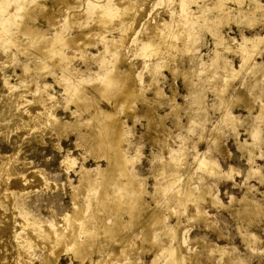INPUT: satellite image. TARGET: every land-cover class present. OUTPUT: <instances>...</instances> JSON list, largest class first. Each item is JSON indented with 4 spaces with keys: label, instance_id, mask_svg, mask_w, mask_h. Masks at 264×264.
I'll return each instance as SVG.
<instances>
[{
    "label": "rangeland",
    "instance_id": "374dc122",
    "mask_svg": "<svg viewBox=\"0 0 264 264\" xmlns=\"http://www.w3.org/2000/svg\"><path fill=\"white\" fill-rule=\"evenodd\" d=\"M59 1L56 3L55 0H0V4L5 6L3 13L7 16L10 14L9 17L3 18V21V14L0 12V30H4V32L0 33V222L1 220L2 223L3 221L5 222L3 223L4 226L0 223V231L1 234L3 233L2 235L0 234V264H101L102 262V264H152L153 260H155L154 264H263L264 0H124L127 5L124 1L120 0L121 3H125H122V6H124L123 10L127 7L125 10H128V12L125 13L128 15L125 14L127 17L124 16L123 22L118 23V21H114L106 25L107 29L105 27L93 26L95 25L93 24L95 23V19H93L95 17L92 16L94 14L92 11L93 0ZM116 1L99 0V3L101 2L100 6H110L113 9H118V5H115ZM120 2L116 4H120L121 6ZM39 3L45 4L50 9L48 14L50 15L51 13V16H55L54 20H50V22L46 21L44 12L41 11L39 6H36ZM66 3L71 4V9L67 8ZM256 7H259V9ZM246 10L250 11L247 12ZM27 25L44 31V34L49 37L54 36L55 33H61L65 36L75 35L80 30L89 28L90 25H92L95 34L82 37L83 43L81 41L79 44L71 47L62 44L59 45L60 47L50 46L48 49H41L40 39L34 38L29 41L30 43L27 42L28 37L25 32ZM119 25H130L127 31L128 34L123 35L124 40H122L120 45L115 46L116 49L113 48L111 52L106 53L103 45L100 43V39L106 38L111 40L120 37L122 33L119 30L113 29ZM154 25L156 28H154ZM147 26H150V29ZM130 29H132L131 32ZM148 29L151 31V35H154L153 37L150 35ZM154 29L157 30L154 31ZM145 31L148 33L145 34ZM153 32H156L158 35ZM159 34L161 35L159 36ZM256 36L263 38L259 42V51L250 50L252 49L249 48L251 45L242 39V37L256 38ZM150 37L153 38V41L155 40L154 37H156V41H154L156 43L151 45L152 47H146L143 43L147 42V39ZM241 39L242 42L246 43L247 48L243 47L245 50L242 47L240 48L242 46ZM33 45H39L40 47L38 48ZM238 47L242 51H239ZM237 50L242 54L237 53ZM243 50L252 54L256 52L257 54L255 53L251 56L250 53L251 60L248 58L244 63V61L242 62V55L244 54L245 56ZM246 56H249V53ZM99 58L104 61L105 66H101ZM225 60L228 61V63L226 62L227 64L224 62ZM256 66H258V69ZM225 67L227 68L225 69ZM115 70L122 71L128 77L130 75L129 78H131L130 81L133 91L135 89V94L131 95V97L128 96L127 101V98L123 100L119 95H115L116 93L113 94L110 88L106 90L104 97L103 90L97 89L99 92H96L97 87L93 86V84L101 85L102 82L105 83L108 73ZM227 70H230V72L225 73ZM234 72L236 76L233 74ZM225 74L226 76L230 74L227 76L228 79ZM225 78L226 80H223ZM78 88L80 90L82 88L83 93L90 97V100H92L90 105L93 107L89 105H85L87 106L85 107V103L80 102L81 105L72 101ZM217 88L221 91L220 93L216 90ZM108 91L109 94H107ZM107 95H110L109 98ZM39 96L42 97L40 98ZM43 106L45 107L43 108ZM32 108L35 110L33 111ZM102 111L112 112L113 115H116L114 117L116 120H119L117 121L119 132L123 128L120 133H122L121 137L124 138V141L120 137V142L122 141L120 145L122 147L119 145L120 142L117 144V147L121 150L122 156L126 157L123 158L127 162L121 167L115 165L114 161L109 163L106 161V157L109 154L112 156L115 153L113 147V151L111 149V146L115 142L112 141V143L110 142L111 140H107L108 145L105 143L107 141H104V138H102V134L101 136L99 135L100 132H104L98 127V122L100 124L103 120ZM32 114H35V116ZM95 124L97 126H95L94 130L93 126ZM97 127L100 131L96 132ZM250 129L258 131V137H255V140L253 131L250 133ZM90 130H92V133ZM259 138L260 141L258 142ZM96 139L98 140L96 141ZM99 141H104L101 147L99 144L101 142ZM251 141L253 142L251 143ZM241 144L243 148H239ZM250 144L255 145L250 146ZM104 145L108 148L110 147L109 150L111 149V152L108 150L109 152L107 151L106 153L107 148ZM248 146L250 147L247 148ZM94 148L95 150H93ZM103 149L106 156L102 152ZM106 166L107 169L105 170ZM108 166L111 167L109 168ZM113 166L116 167L114 168ZM171 166L172 168L170 169ZM206 166L207 169H204ZM79 168L82 170L79 171ZM111 168L114 170V173H112L113 170ZM158 168L159 170H165L164 168H166L167 171L165 170L160 173ZM173 168L178 170L174 172ZM248 168L252 176L249 175ZM83 169L84 172H87V169H92V172L90 171L89 173L88 171V174L82 173ZM229 169H232L231 173ZM33 170L34 173L32 172ZM80 172L83 175L79 174ZM96 172L101 174H97L101 179L97 178ZM124 172L126 176L128 175L127 177H124ZM39 174L43 176L41 177ZM108 174H116L113 175L115 179L112 175L109 176ZM175 174L178 175L175 176ZM156 175L157 177L155 178L159 179L154 178ZM82 176H86V178L81 181ZM173 176L176 177L175 180H173ZM103 178H110L111 181L106 179L108 183ZM40 179H43V182ZM88 179L91 181L89 182ZM93 179H97L101 183L106 182L104 183L105 186H108L106 188L110 189L104 187L105 189L102 188V190L101 187L104 185L101 186V184ZM125 179H128L131 184ZM84 180L88 181V185ZM115 180L118 182H115ZM91 182L92 184H90ZM111 182H115L113 183L115 186L110 184ZM125 182L128 184L126 185ZM94 183L97 184L95 188ZM12 185L15 190L18 189L16 190L17 192L13 189ZM99 185L100 187H98ZM129 185L132 186L129 187ZM8 186L11 187L8 188ZM74 186H76V189ZM78 186L80 188L84 186L86 189L84 187L83 189L86 192H81L80 195V188ZM111 186L114 188L112 189ZM124 186L128 188L120 189L124 188ZM89 188L91 192L87 191ZM92 188L98 189H93V191ZM99 188L104 192L103 195ZM137 188L142 191H137ZM4 189L7 190L4 192ZM83 189L81 188L80 191H84ZM13 190L16 195L12 193ZM7 191H10L12 197L9 196V192ZM97 191L101 192L100 196L102 200L99 197L101 201L97 198L99 194H96L98 196L94 194ZM136 193L139 194L137 196L141 200H138L139 202L136 203L138 205V208H136L138 212H133L131 208L130 212L132 214L130 212L126 213L125 210L129 209L131 200ZM108 195H111L110 200L119 198L116 199L119 203L112 202L115 200L110 201ZM96 198L98 199L96 205H98L94 207L96 201L94 199ZM233 199L235 202L230 201ZM108 200L110 201V205L113 203L112 207L108 205ZM98 201L105 204H101ZM89 202L93 208L87 206ZM179 202L182 203L180 204ZM83 204H85V208H82L84 207ZM115 204L120 206H115ZM124 204L128 205V207ZM103 205L104 207L101 208L100 206ZM107 205L109 209L115 207L119 211L117 212L115 209L111 211L110 209L111 213L105 207ZM78 206L82 208L84 214ZM97 207L99 209H96ZM199 208L200 212H198ZM90 209L93 210L91 211ZM139 209H142L144 212L142 211V213ZM253 210H255L256 214ZM16 211L17 213H15ZM70 211L75 214L71 216ZM103 212L105 215L107 213V215L102 214ZM124 212L127 215H124ZM139 213L140 215H138ZM252 213L254 214L251 215ZM247 214L250 217L252 216L251 219ZM128 215L131 218L127 217ZM134 215L139 216V218L136 216L138 220L135 219L136 217H133ZM18 216L23 217L20 218ZM96 216L100 220L105 221L101 222L96 218L95 222H88L89 219L92 220V217L95 219ZM80 217L81 219H79ZM151 217L153 219H150ZM65 218H68V225H65ZM128 218H133L132 220L135 224ZM25 219L28 225L22 223ZM62 219L65 221L63 222ZM75 219L78 220L75 222ZM70 220L74 221L77 225H74V222L71 223ZM151 220H157L158 222L152 221V223ZM248 220L250 221L247 222ZM119 221L120 223H118ZM124 222L127 227L125 224H121ZM145 222L147 223L145 224ZM156 222L157 225H155ZM94 223L97 224L95 225ZM115 223L116 225H114ZM29 224L32 226L30 227ZM52 224L55 225L52 226ZM108 224L109 228L107 231ZM117 224L124 226L123 229ZM23 225L29 227H22V229L21 226ZM63 225L67 226L68 230ZM103 225H106L104 226L105 229ZM80 226L82 227L80 228ZM83 226L86 228L85 234L81 232L84 231L82 230L84 229ZM113 226L115 229L111 228ZM48 227L51 228L49 229L51 231L48 230ZM57 227H61L59 228L60 230H57ZM91 227L92 229H90ZM151 227L152 229H150ZM28 228H31L33 231L35 230L34 233H37V237ZM71 228L76 232L73 233L70 230ZM78 228L81 230L80 232L77 231L79 230ZM87 228L90 229V234ZM5 229L8 231H5ZM42 231H46V234L42 233ZM66 231L67 233L65 234ZM167 231L168 235H171L168 236ZM55 232L60 233L58 235ZM62 232L67 237V241H65L66 237ZM118 232L120 236H118ZM50 233L52 234L50 235ZM53 233L57 239L56 237H51ZM87 233L89 235L85 236ZM109 233L113 236L109 235ZM72 235L75 236L73 237ZM174 235L175 237L173 238ZM69 236L70 238H68ZM87 237H90L88 238L90 240L92 239L91 241L89 240L91 243ZM243 237L248 242L252 238L255 240L252 239L254 242H250L252 244L250 245L246 240H243ZM60 238L65 244L59 240ZM78 239L80 240L78 243L83 240L81 242L83 245L76 243L75 240ZM145 239L146 242H144ZM150 240L153 246L150 244ZM257 241L258 243L256 244ZM57 242L58 246L56 245ZM92 242H95V245ZM76 245H78L79 249L82 246L84 250H81L87 251V253L76 249ZM175 245L176 247L174 248ZM73 246L76 247L74 248ZM88 246L93 248H90V251H88ZM65 247L71 248L72 251L68 248V251L63 250ZM53 248L55 249L52 250ZM58 248H61V250ZM177 248H180V250ZM48 249H51V254H49ZM77 250L80 256L83 257V261L74 258L73 253ZM172 250L175 252H172ZM166 251L174 256L166 254ZM56 252L58 253L56 254ZM90 253L92 254L89 255ZM83 254H87L89 258H86L85 256L87 255L84 256ZM175 258L178 259L176 260Z\"/></svg>",
    "mask_w": 264,
    "mask_h": 264
},
{
    "label": "bare ground",
    "instance_id": "6f19581e",
    "mask_svg": "<svg viewBox=\"0 0 264 264\" xmlns=\"http://www.w3.org/2000/svg\"><path fill=\"white\" fill-rule=\"evenodd\" d=\"M52 1H53V0H52ZM55 1H56V3H58L59 0H55ZM60 1H61V0H60ZM60 1H59V2H60ZM63 1H64V0H63ZM100 1H101V0H100ZM122 1H124V0H122ZM144 1H145V0H144ZM7 2H8V1H7ZM119 2H120V0H117V1H116V3H119ZM124 2L126 3V1H124ZM139 2H140V1H139ZM52 3H53V2H52ZM116 3H115V5H116V6L118 5V9H113V8H111L110 6H108V7H106V6H105V7H104V6H100L101 2L99 3V0H93V3H92V5H93V6H92V7H93V10H92V11H93L94 14H93L92 16L95 17V18H93V19H95V20H94L95 23H93V24H95V25H93V24H92V25H93L94 27H96V26H100V27L102 28V27H105L106 25H109L111 22H114V21H118V23H119V22H123L122 20H124V16L128 15V14H126V13L128 12V10H125V9H127V7H125V9H124L125 11H124V10H123L124 6H122V5L125 4V3L122 2V3H123V4H122V3L120 2V3H121V6H120V4H116ZM134 3H135V2H134ZM136 3H137V2H136ZM143 3H144V2H143ZM65 5L67 6L68 9H71V7H72L70 3H66ZM110 5H111V4H110ZM126 5H127V3H126ZM140 5H141V4H140ZM259 5H260V4H259ZM26 6H27V5H26ZM36 6H39V8L41 9V11L44 12V16H45V18H46V21H49V22H50V20L52 21V20L55 19V16H54V17L51 16V15H52L51 13H50V15L48 14V11L50 12V9H49L45 4H43V3H39V5L36 4ZM133 6H135V5H133ZM255 6H256V4H255ZM257 6H258V5H257ZM260 6H261V5H260ZM23 7H24V6H23ZM33 7H34V6H33ZM141 7H142V6H141ZM4 8H5V6L2 5V4H0V12L3 14V16H2V20H3V18H7V17H9V15H10V14H9V15L7 16L6 14L3 13ZM34 8H35V7H34ZM34 8H33V9H34ZM139 8H140V7H139ZM251 8H252V9H255L254 7H251ZM256 8L259 9V7H256ZM22 9H23V8H22ZM33 9H32V10H33ZM48 9H49V10H48ZM258 9H257V10H258ZM261 9H262V7H261ZM133 10H134V9H133ZM136 10H137V9H136ZM136 10H135V11H136ZM262 10H263V9H262ZM137 11H138V10H137ZM246 11H247V10H246ZM249 11H250V10H249ZM249 11H247V12H249ZM253 11H254V10H253ZM125 12H126V13H125ZM130 12H131V11H130ZM132 12H133V11H132ZM241 12H242V10H241ZM247 12H246V13H247ZM37 13H38V12H37ZM242 13H244V11H243ZM246 13H245V14H246ZM250 13H251V12H250ZM35 14H36V13H35ZM40 14H41V13H40ZM42 14H43V13H42ZM125 14H126V15H125ZM137 14H138V13H137ZM146 14H147V13H146ZM27 15H28V14H27ZM31 15H32V14H31ZM130 15H131V14H130ZM242 15H243V14H242ZM246 15H247V14H246ZM29 16H30V15H29ZM32 16H34V15H32ZM39 16H40V15H39ZM42 16H43V15H42ZM132 16H133V15H132ZM136 16H137V15H136ZM136 16H135V17H136ZM35 17H37V16H35ZM35 17H34V18H35ZM126 17H127V16H126ZM138 17H139V16H138ZM131 18H132V17H131ZM128 19H129V18H128ZM14 20H15V19H14ZM125 20H126V19H125ZM3 21H4V20H3ZM128 21H129V20H128ZM128 21H126V22L128 23ZM134 21H135V18H134ZM131 22H133V21H131ZM115 23H117V22H115ZM165 23H166V22H165ZM45 24H46V23H45ZM88 24H90V23H88ZM124 24H126V23H124ZM92 25H90L89 28L84 29V30H80L77 34H75V35H71V36H65V35H63V34H61V33H55L54 36H50V37H49V36H46V35L44 34V31H42V30H37V29L34 28L33 26L31 27L30 25H29V26L27 25V27L25 28V32H26L27 37H28V41H27V42H29L30 40H32V39H34V38H35V39H40V46H41V47H40L39 45H38V46H37V45H33V46L38 47V48L40 47L41 49H43V48H44V49H48L50 46H55V47L57 46V47H58L59 45H62V44H63V45H66V46L68 45V46L71 47V46H74L75 44H76V45L79 44V42L82 41V37H88V36H91V35L95 34ZM147 27H148V26H147ZM149 27H150V26H149ZM149 27H148V28H149ZM151 27H152V26H151ZM160 27H161V26H160ZM160 27H158V28H160ZM177 27H178V25H177ZM177 27H176V28H177ZM23 28H24V27H23ZM23 28H21V29H23ZM105 28H106V27H105ZM129 28H130V25H129V26H128V25H122V26L119 25L118 27L113 28V29H116L117 31L119 30V32L122 33V35H121L120 37L115 38V39H111V40H110V39H106V38H101V39H100V43L103 45V47H104V51H105L106 53H107V52L109 53V51L111 52V50H112L113 48H115V46L120 45V44L122 43V40H124V39H123V38H124L123 35H125V34L127 33V31L129 30ZM154 28H156L155 25H154ZM99 29H100V28H99ZM106 29H107V28H106ZM111 29H112V28H111ZM145 29H146V28H145ZM149 29H150V28H149ZM149 29H148V30H149ZM160 29H161V28H160ZM100 30H101V29H100ZM131 30H132V29H130V32H131ZM152 30H153V29H152ZM156 30H157V29H156ZM156 30L154 29V31H156ZM166 30H167V29H166ZM158 31H159V30H158ZM2 32H4L3 29L0 30V33H2ZM150 32H151V31L149 30V33H150ZM146 33H148V32L145 31V34H146ZM153 33H156V32H153ZM162 33H163V32H162ZM127 34H128V33H127ZM156 34H157V33H156ZM97 35H98V33H97ZM148 35H149V34H148ZM150 35H151V33H150ZM157 35H158V34H157ZM157 35H156V36H157ZM160 35H161V34H159V36H160ZM128 36H129V35H128ZM151 36H152V35H151ZM153 36H154V35H153ZM153 36H152V37H153ZM126 37H127V35H126ZM152 37L148 38V39H147V42L143 43L146 47H149V46H151V45H154V43H156V42H154V41H156V37H154V38H155L154 41L152 40V39H153ZM172 37H173V36H172ZM217 37H219V36L217 35ZM254 37H255V36H254ZM146 38H147V37H146ZM181 38H182V37H181ZM219 39H220V38H219ZM242 39L244 40V42H246L247 44H250V45H251V46L249 45V46H250L249 48H252V49H250V50H258V51H259V44H260L259 42H260L263 38H262V37H257V36H256V38L242 37ZM242 39H241V42H242ZM83 40H84V39H83ZM167 40H168V39H167ZM84 41H85V40H84ZM37 42H38V41H37ZM123 42H124V41H123ZM241 42H240V43H241ZM244 42H242V46L239 45L240 48L242 47V49H244L243 47H246V45H245L246 43H244ZM248 42H249V43H248ZM29 43H30V42H29ZM81 43H83V41H82ZM81 43H80V44H81ZM166 43H167V42H166ZM240 43H239V44H240ZM243 44H244V45H243ZM169 45H170V44H169ZM59 47H60V46H59ZM151 47H152V46H151ZM38 48H37V49H38ZM238 48H239V47H238ZM240 48H239V49H240ZM246 48H247V47H246ZM115 49H116V48H115ZM155 49H156V48H155ZM157 49H158V48H157ZM239 49H238V50H239ZM242 49H240L239 51H242ZM2 50H3V49H2ZM35 50H36V49H35ZM39 50H40V49H39ZM153 50H154V49H153ZM238 50H237V51H238ZM244 50H245V49H244ZM244 50H243V52H245V56H244V54L242 55V59H243L242 62L244 61V63H245V60H247L248 58L251 60L252 57L250 58V53H251V52H247V51H244ZM248 50H249V49H248ZM113 51H114V50H113ZM239 51H238L237 53H239ZM246 52H247V53H246ZM248 53H249V56H246V54L248 55ZM255 53H256V52H255ZM255 53H253V54L251 53V56H253ZM239 54H242V53H239ZM256 54H257V53H256ZM64 55H65V54H64ZM69 55H70V53H69ZM114 55H115V54H114ZM70 56H71V55H70ZM12 57H13V56H12ZM101 57H102V56H101ZM118 58H119V57H118ZM2 59H3V58H2ZM115 59H116V58H115ZM120 59H121V58H120ZM254 59H255V58H254ZM222 60H223V59H222ZM250 60H249V61H250ZM5 61H6V60H5ZM99 61H100L101 66H103V65H104V61L101 60V58H99ZM11 62H12V61H11ZM224 62H225V63H226V62L228 63V61H226V60H225ZM246 62H247V61H246ZM3 63H4V62H3ZM225 63H223V64L225 65ZM227 63H226V64H227ZM244 63H243V64H244ZM255 64H256V63H255ZM258 64H259V63H258ZM261 64H262V63H261ZM261 64H260V65H261ZM224 65H223V68H224ZM256 65H257V64H256ZM35 66H36V65H35ZM104 66H105V65H104ZM226 66H229V65H226ZM240 66H242V65H240ZM221 67H222V66H221ZM257 67H258V66H256V68H257ZM261 67H262V66H261ZM29 68H30V67H29ZM37 68H38V67H37ZM226 68H227V67H225V69H226ZM262 68H263V67H262ZM22 69H23V68H22ZM241 69H242V67H241ZM257 69H258V68H257ZM259 69H260V68H259ZM230 70H231V69H230ZM230 70H227L225 73L230 72ZM223 71H224V70H223ZM231 71H232V70H231ZM233 71H234V70H233ZM237 71H238V70H237ZM236 73L238 74V72H236ZM1 74H2V73H1ZM131 74H132V73H131ZM233 74H235V72H234ZM229 75H230V74H228L227 76H229ZM231 75H232V74H231ZM212 76H213V75H212ZM225 76H226V74H225ZM227 76H226V78L228 79ZM232 76H233V75H232ZM235 76H236V74H235ZM129 77H130V75H129ZM129 77L127 76V74L125 75V73H123L122 71H120V70H115V71H112V72H109V73H108V77H107V80H106L105 83L102 82L103 84L101 83V85H100V84H99V85H98V84H97V85L93 84V86H94V87H97V88H96V92L98 91L97 89H99V90H103V92H104V93H103V96H104V94L106 93V90H108V89L110 88V90L112 89L113 94L116 93L115 95H119L123 100H125L128 96L131 97V95L135 94V92H134L135 89H134V91H133V87H132V84H131V81H130L131 78H129ZM210 77H211V76H210ZM226 78L223 79V80H226ZM21 79L23 80L22 77H21ZM24 81H25V80H24ZM96 83H97V82H96ZM99 83H100V81H99ZM132 83H133V81H132ZM226 83H227V82H226ZM42 84H43V83H42ZM42 84H41V85H42ZM133 84H134V83H133ZM41 85H40V86H41ZM219 85H220V84H219ZM12 86H13V85H12ZM40 86H39V87H40ZM43 86H44V85H43ZM45 86H46V85H45ZM9 87H10V86H9ZM35 87H37V86H35ZM82 87H83V86H82ZM216 87H218V85H216ZM216 87H215V88H216ZM221 87H222V86H221ZM13 88H14V87H13ZM15 88H16V87H15ZM44 89H45V88H44ZM11 90H13V89H11ZM38 90H39V89H38ZM94 90H95V89H94ZM110 90H109V91H110ZM216 90H218V88H217ZM221 90H222V89H221ZM41 91H42V89H41ZM43 91H44V90H43ZM84 91H85V90H84ZM109 91H108L107 94H109ZM98 92H99V91H98ZM110 92H111V91H110ZM137 92H138V91H137ZM220 92H221V91L218 90V93H220ZM35 93H36V92H35ZM36 94H37V93H36ZM43 94H44V93H43ZM45 94H46V93H45ZM46 95H47V94H46ZM105 95H106V94H105ZM110 95H112V94H110ZM110 95H107L108 98H109ZM36 96H37V95H36ZM49 96H50V95H49ZM101 96H102V95H101ZM107 96H106V97H107ZM119 96H117V97H119ZM244 96H245V95H244ZM39 97H40V96H39ZM41 97H42V96H41ZM41 97H40V98H41ZM46 97H47V96H46ZM99 97H100V96H99ZM104 97H105V96H104ZM241 97H242V96H241ZM249 97H250V96H249ZM43 98H44V97H43ZM102 98H103V97H102ZM113 98H114V97H113ZM132 98H133V96H132ZM132 98H131V99H132ZM44 99H45V98H44ZM44 99H43V100H44ZM50 100H52V99L50 98ZM127 100H128V98L126 99V101H127ZM35 101H36V100H35ZM38 101H39V100H38ZM54 101H55V100H54ZM72 101H73L74 103H75V102H76V103H80V102H81V103H85L84 106H85V105L92 106V105H90V102H91L92 100H90V97H88L87 95H85V94L83 93L82 88H81V90H80L79 88L76 89V95H75V98H73ZM72 101H71V102H72ZM121 101H122V100H121ZM18 102H19V101H18ZM44 102H46V101H44ZM50 102H51V101H50ZM56 102H57V101H56ZM122 102H123V101H122ZM37 103H38V102H37ZM47 103H48V102H47ZM47 103H45V104H47ZM69 103H70V102H69ZM81 103H80V104H81ZM2 104H3V103H2ZM20 104H21V103H20ZM33 104H34V103H33ZM43 104H44V103H43ZM49 104H50V103H49ZM80 104H79V105H80ZM3 105H4V104H3ZM55 105H57V104H55ZM76 105H78V104H76ZM81 105H82V104H81ZM93 105H95V104H93ZM248 105H249V104H248ZM19 106H20V105H19ZM48 106H49V105H48ZM57 106H58V105H57ZM72 106H73V105H72ZM84 106H83V107H84ZM111 106H112V105H111ZM44 107H45V106H43V108H44ZM46 107H47V106H46ZM49 107H51V106H49ZM81 107H82V106H81ZM85 107H87V106H85ZM92 107H93V106H92ZM20 108H21V107H20ZM38 108H39V107H38ZM75 108H76V107H75ZM32 109H33V108H32ZM54 109H55V108H54ZM85 109H86V108H85ZM34 110H35V109H33V111H34ZM36 110H37V109H36ZM39 110H40V109H39ZM49 110H50V109H49ZM79 110H80V109H79ZM225 110H227V109H225ZM261 110H262V109H261ZM27 111H28V110H27ZM31 111H32V110H31ZM48 112H49V111H48ZM102 112H103V111H102ZM226 112H227V111H226ZM228 112H229V111H228ZM259 112H260V111H259ZM262 112H263V110H262ZM34 113H35V112H34ZM263 113H264V112H263ZM35 114H36V113H35ZM35 114H34V115L32 114V115L35 116ZM39 114H40V112H39ZM41 114H42V113H41ZM51 114H52V113H51ZM95 114H96V113H95ZM260 114H261V113H260ZM45 115H46V114H45ZM102 115H103V120L101 119L102 121L100 122V124H99V122H98V127H100V128H101V131H102V132L104 131L103 133H105V134H104V137H103V133H101V132L99 133V135L101 136V134H102V138H104V141H105V140H106V141H107V140H108V141L111 140L110 142H112V141L115 142V143L112 142L113 145L111 146V149H112V147H113V149L115 150V153H114V154L112 153V154H113L112 156H111L110 154H109V156L107 155L108 157H106V158H107L108 160L106 159V161H108V163L111 162V161H112V162L114 161L115 165H117L118 167H119V166L121 167V166L125 165V162H127V161L124 159V158H126V157H124V155L122 156V154H121V150H119L118 147H117V144L120 142V137L122 136V135H121L122 133H120V132H122L121 130H123V128H121V130H120V132H119V128H118V125H117V121H119V120H116V118L114 117V116H116V115H113L112 112H103ZM262 115H263V114H262ZM262 115H261V118H262ZM23 116H24V115H23ZM223 116H224V115H223ZM225 116H226V115H225ZM47 117L49 118V116H47ZM47 117H46V118H47ZM52 117H53V116H52ZM228 117L230 118L229 115H228ZM39 118H40V117H39ZM53 118H54V117H53ZM53 118H51V119H53ZM100 118H101V117H100ZM226 118H227V117H226ZM31 119H32V117H31ZM88 120H89V119H88ZM227 120H228V119H227ZM16 121H17V120H16ZM225 121H226V120H225ZM30 123H31V121H30ZM229 123H230V120H229ZM53 125H54V123H53ZM66 125H67V123H66ZM54 126H55V125H54ZM92 126H93V125H92ZM95 126H97V125L95 124V125L93 126L94 130H95V128H96ZM98 127H97V128H98ZM55 128H56V126H55ZM93 128H92V130H93ZM102 129H103V130H102ZM92 130H90L91 133H92ZM97 131H100V129H99V128L96 129V132H97ZM124 131H125V130H124ZM251 131H253V130L250 129V133H251ZM88 132H89V131H88ZM88 132H87V133H88ZM248 132H249V131H248ZM123 134H124V133H123ZM91 135H92V134H91ZM93 135H94V133H93ZM93 135H92V136H93ZM96 135H97V134H96ZM253 135H254V140H255V137H258V135H256L255 131H253ZM82 136H83V135H82ZM124 136H125V134H124ZM121 138H123V137H121ZM93 139H94V138H93ZM100 139H101V138H100ZM252 139H253V138H252ZM85 140H86V139H85ZM97 140H98V139H96V141H97ZM121 140H122V139H121ZM257 140H258V139H257ZM104 141H102V142H104ZM108 141L105 142V143H107V144L109 145ZM123 141H124V138H123ZM259 141H260V138H259L258 142H259ZM99 142H101V141H99ZM102 142L99 143V144H100V147H101V144H104V143H102ZM121 142H122V141H121ZM121 142L119 143V145L121 144ZM252 142H253V141H251V143H252ZM255 142H256V141H255ZM258 142H256V143H258ZM26 143H27V142H26ZM112 143H111V144H112ZM76 144H77V143H76ZM97 144H98V143H97ZM95 145H96V144H95ZM95 145H94V146H95ZM105 145H106V144H105ZM105 145H104V146H105ZM122 145H123V144H122ZM238 145H240V144H238ZM238 145H237V146H238ZM244 145H245V143H244ZM251 145H255V144H250V146H251ZM94 146H92V147H94ZM120 146H121V145H120ZM246 146H247V145H246ZM246 146H245V148H246ZM250 146H248L247 148H249ZM105 147H106V146H105ZM121 147H122V146H121ZM121 147H119V148L121 149ZM240 147L243 148L242 144H241V146H239V148H240ZM252 147H253V146H252ZM90 148H91V147H90ZM95 148H96V147H95ZM95 148H94L93 150H95ZM98 148H99V147H98ZM106 148H107V150H106V153H107V151L109 150L110 147H109V148L106 147ZM106 148H105V149H106ZM12 149H13V148H12ZM14 149H15V148H14ZM96 149H97V148H96ZM111 149H110V150H111ZM113 149H112V151H113ZM91 150H92V148H91ZM110 150H109V151H110ZM249 150H250V149H249ZM249 150H248V152H249ZM59 151H61V150H59ZM100 151H101V148H100ZM109 151H108V152H109ZM119 151H120V153H119ZM17 152H18V151H17ZM89 152H90V151H89ZM96 152H97V151H96ZM102 152L105 153L104 149L102 150ZM110 152H111V151H110ZM122 152H123V151H122ZM66 153H67V152H66ZM106 153L104 154V156H106ZM89 154H90V153H89ZM92 154H93V153H92ZM101 154H102V153H101ZM98 155H99V154H98ZM0 156H1V155H0ZM14 156H15V155H14ZM102 156H103V154H102ZM175 156H176V155H175ZM250 156H251V155H250ZM96 157H97V156H96ZM99 157H100V156H99ZM123 157H124V158H123ZM2 158H3V157H2ZM104 158H105V157H104ZM174 158H175V157H174ZM252 158H253V157H252ZM11 159H12V158H11ZM67 160H68V158H67ZM83 160H84V159H83ZM199 160H200V159H199ZM199 160H198V161H199ZM205 160H207V159H205ZM248 160H250V159H248ZM4 161H5V160H4ZM62 161H63V160H62ZM68 161H69V160H68ZM72 161H73V160H72ZM2 162H3V161H2ZM6 162H7V161H6ZM65 162H66V161H65ZM74 162H76V161H74ZM60 163H61V162H60ZM108 163H107V165H108ZM199 163H200V162H199ZM205 163H206V162H205ZM209 163H210V162H209ZM68 164H69V163H68ZM75 164H76V163H75ZM251 164H252V163H251ZM9 165H10V164H9ZM21 165H22V163H21ZM60 165H61V164H60ZM109 165H110V164H109ZM202 165H203V163H202ZM206 165H207V163H206ZM209 165H210V164H209ZM5 166H6V165H5ZM73 166H74V165H73ZM80 166H81V165H80ZM176 166H177V165H176ZM180 166H181V165H180ZM200 166H201V165H200ZM207 166H208V165H207ZM207 166H206V168H204V169H207ZM254 166H255V165H254ZM63 167H64V166H63ZM108 167H109V166H108ZM110 167H111V166H110ZM110 167H109V168H110ZM113 167H114V166H113ZM115 167H116V166H115ZM115 167H114V168H115ZM118 167H117V168H118ZM173 167H174V166H173ZM201 167L203 168V166H201ZM208 167H209V166H208ZM5 168H6V167H5ZM117 168H116V169H117ZM171 168H172V166L170 167V169H171ZM175 168H176V167H175ZM177 168H178V167H177ZM210 168H211V167H210ZM13 169H14V168H13ZM66 169H67V168H66ZM79 169H80V168H79ZM97 169H98V168H97ZM97 169H96V170H97ZM99 169H100V168H99ZM104 169L106 170V169H107V166H106V168H104ZM111 169H112V168H111ZM119 169H120V168H119ZM124 169H125V168H124ZM164 169L166 170V168H164ZM170 169H169V170H170ZM173 169H174V168H173ZM24 170H25V169H24ZM36 170H37V169H36ZM69 170H71V169H69ZM81 170H82V169H80L79 171H81ZM85 170H86V169H85ZM91 170H92V169H90V170L87 169V172L89 171V173H90ZM96 170H95V171H96ZM101 170H102V169H101ZM105 170H103V171H105ZM112 170H113V169H112ZM117 170H118V169H117ZM158 170H159V168H158ZM160 170H161V171H160ZM160 170H159L160 173H161L162 171H165V170H163V169H160ZM177 170H178V169H177ZM177 170L174 169V172L177 171ZM211 170H212V168H211ZM229 170H230V169H229ZM248 170H249L248 173H249V175H250V169L248 168ZM8 171H9V169H8ZM8 171H7V172H8ZM11 171H12V170H11ZM37 171H40V170H37ZM77 171H78V170H77ZM107 171H108V170H107ZM115 171H116V170H115ZM123 171H124V170H123ZM155 171H156V170H155ZM166 171H167V170H166ZM207 171H209V170H207ZM7 172H5V173H7ZM30 172H31V171H30ZM32 172L34 173V170H33ZM87 172H84V169H83V172H82V173H86V174H88ZM91 172H92V171H91ZM97 172H98V171H97ZM97 172H96V175L99 173V172H98V173H97ZM111 172H112V171H111ZM111 172H110V173H111ZM116 172H117V171H116ZM156 172H158V171H156ZM169 172H170V171H169ZM229 172L231 173V172H232V169H231ZM251 172H252V171H251ZM9 173H10V172H9ZM11 173H12V172H11ZM27 173H28V172H27ZM37 173H39V172H37ZM100 173H101V172H100ZM105 173H107V172L105 171ZM112 173H114V170H113ZM118 173H119V172H118ZM118 173H117V174H118ZM129 173H130V172H129ZM163 173H164V172H163ZM171 173H172V171H171ZM177 173H178V172H177ZM205 173H206V172H205ZM230 173H229V174H230ZM253 173H254V171H253ZM253 173H252V174H253ZM1 174H2V173H1ZM79 174H81V172H80ZM119 174H120V173H119ZM125 174H126V173L124 172V175H125ZM156 174H157V173H156ZM167 174H168V173H167ZM169 174H170V173H169ZM208 174H209V173H208ZM2 175H3V174H2ZM2 175H1V176H2ZM8 175H9V174H8ZM32 175H33V174H32ZM35 175L37 176V174H35ZM40 175H41V177L43 176L42 174H39V176H40ZM81 175H83V174H81ZM98 175H101V174H98ZM98 175H97V176H98ZM104 175H105V174H104ZM104 175H103V177H105ZM108 175H109V174H108ZM110 175L113 176V175H116V174H110ZM110 175H109V176H110ZM124 175H123V176H124ZM132 175H133V174H132ZM157 175H159V174H157ZM157 175L154 176V178L157 177ZM172 175H173V174H172ZM172 175H171V176H172ZM177 175H178V174H177ZM177 175L175 174V176H177ZM225 175H226V174H225ZM249 175H248V176H249ZM6 176H7V175H6ZM10 176H11V175H10ZM14 176H15V175H14ZM19 176H20V175H19ZM39 176H38V178H39ZM89 176H90V174H89ZM93 176H94V175H93ZM119 176H120V175H119ZM119 176H118V177H119ZM127 176H128V175H127ZM127 176L125 175L124 177H127ZM159 176H160V175H159ZM166 176H167V175H166ZM175 176H173V178H174L173 180H175V178H176ZM229 176H230V175H229ZM250 176H252V175H250ZM4 177H5V176H4ZM20 177H22V176H20ZM107 177H108V176H107ZM160 177H161V176H160ZM164 177H165V176H164ZM167 177H168V176H167ZM29 178H31V177H29ZM84 178H86V176H84V177L82 176V177H81V181H82V179H84ZM87 178H89V177H87ZM97 178H98V179H101V177H99V176H98ZM110 178H111V177H110ZM110 178H106V179H108V181H109ZM113 178L115 179L114 176H113ZM165 178H166V177H165ZM189 178H190V177H189ZM0 179H1V178H0ZM6 179H7V178H6ZM9 179H10V178H9ZM21 179H22V178H21ZM25 179H26V178H25ZM33 179H35V178H33ZM33 179H32V180H33ZM44 179H45V178H44ZM103 179L106 180L105 178H103ZM116 179H117V177H116ZM121 179H122V178H121ZM121 179H120V180H121ZM155 179H159V178H155ZM163 179H164V178H163ZM167 179H168V178H167ZM167 179H166V181H167ZM37 180H38V179H37ZM42 180H43V179H42ZM42 180L40 179V181H42ZM86 180H87V179H86ZM86 180H84V182H85ZM88 180H89V179H88ZM93 180H95L97 183L101 184V186L104 185L103 187H101V189L104 188V187L106 188L107 185L105 186V184H104V183H106V182H102V183H101V182H98L97 179H93ZM93 180H92V181H93ZM104 180H103V181H104ZM117 180L119 181V179H117ZM125 180L128 181V179H125ZM125 180H124V181H125ZM130 180H131V179H130ZM164 180H165V179H164ZM173 180H172V181H173ZM30 181H31V179H30ZM44 181H45V180H44ZM90 181H91V180H89V182H90ZM99 181H100V180H99ZM106 181H107V180H106ZM108 181H107V182H108ZM110 181H111V180H110ZM112 181H113V179H112ZM118 181L115 180V182H118ZM124 181H123V183H124ZM132 181H133V180H132ZM132 181H131V182H132ZM137 181H138V180H137ZM160 181H161V180H160ZM170 181H171V180H170ZM188 181H189V180H188ZM5 182H6V181H5ZM24 182H25V180H24ZM24 182H23V183H24ZM42 182H43V181H42ZM87 182H88V181H86V184L88 185ZM93 182H94V181H93ZM96 182H95V183H96ZM115 182H111L110 184H113V183H115ZM0 183H1V182H0ZM10 183H11V182H10ZM14 183H15V182H14ZM44 183H45V182H44ZM82 183H83V182H82ZM95 183H94V184H95ZM108 183H109V182H108ZM125 183H126V185H127V184L129 183V181H128V183H127V182H125ZM133 183H134V182H133ZM133 183H132V184H133ZM139 183H140V182H139ZM139 183H138V184H139ZM168 183H169V182H168ZM16 184H17V183H16ZM46 184H47V183H46ZM83 184H84V183H83ZM90 184H92V182H91ZM119 184H121V183H119ZM129 184H131V183H129ZM141 184H142V183H141ZM169 184H170V183H169ZM40 185H41V184H40ZM77 185H78V184H77ZM79 185H82V184H79ZM84 185H85V184H84ZM96 185H97V184L94 185V188H95ZM108 185H109V184H108ZM113 185L115 186V184H113ZM116 185H117V183H116ZM154 185H156V184L154 183ZM31 186H32V185H31ZM34 186H36V185H34ZM85 186H86V185H85ZM90 186H91V185H90ZM90 186H89V187H90ZM120 186H123V185H120ZM131 186H132V185H129V187H131ZM133 186H134V185H133ZM206 186H207V185H206ZM9 187H11V186H8V188H9ZM12 187H13V185H12ZM24 187H25V186H24ZM40 187H41V186H40ZM75 187H76V186H74V188H75ZM78 187L80 188V186H78ZM83 187H84V186H83ZM83 187H81V188L83 189ZM91 187H93V186H91ZM98 187H100V185H99ZM107 187H108V186H107ZM116 187H117V186H116ZM138 187H139V186H138ZM164 187H165V186H164ZM168 187H169V186H168ZM168 187H167V188H168ZM2 188H3V187H2ZM6 188H7V187H6ZM20 188H21V187H20ZM28 188H29V186H28ZM37 188H38V187H37ZM42 188H43V186H42ZM81 188H80V189H81ZM84 188H85V187H84ZM87 188H88V187H87ZM94 188H92V190H93ZM105 188H104V189H105ZM111 188H112V186H111ZM113 188H114V187H113ZM113 188H112V189H113ZM127 188H128V187H127ZM127 188H125V186H124V188H120V189L123 190V189H127ZM132 188H133V187H132ZM141 188H143V187H141ZM155 188H157V187H155ZM160 188H161V186H160ZM162 188H163V186H162ZM176 188H177V187H176ZM206 188H207V187H206ZM13 189H14V187H13ZM34 189H35V188H34ZM40 189H41V188H40ZM75 189H76V188H75ZM80 189H79L80 195H81V192H83V193L86 192V191H85L86 188L83 189L84 191H82V190L80 191ZM96 189H98V188H96ZM96 189H94V190H96ZM99 189H100V188H99ZM101 189H100V190H101ZM106 189H110V188H106ZM138 189H139V188H137V191H139V192L142 191L141 189H139V190H138ZM157 189H158V188H157ZM181 189H182V188H181ZM184 189H185V188H184ZM6 190H7V189H6ZM6 190L4 189V192H5ZM10 190H11V189H10ZM14 190H15V189H14ZM14 190H13V192H12V191H11V192H12L14 195H16V193H14ZM16 190H18V189H16ZM16 190H15V191H16ZM30 190H31V189H30ZM30 190H29V191H30ZM77 190H78V189H77ZM94 190H93V191H94ZM100 190H98V191H100ZM102 190H103V189H102ZM102 190H101V191H102ZM143 190H144V189H143ZM155 190H156V189H155ZM165 190H166V189H165ZM185 190H186V189H185ZM208 190H209V189H208ZM26 191H28V190H26ZM71 191H72V189H71ZM87 191L91 192V191H90V188L87 189ZM98 191H97L96 193L94 192V194L96 195V194L98 193L99 196L96 195V196H98L97 198H99V197L101 198L100 195H101V194L103 195L104 192L102 191V193H101V192H98ZM104 191H105V190H104ZM107 191H108V190H107ZM107 191H106V192H107ZM132 191H133V190H132ZM135 191H136V190H135ZM204 191H205V190H204ZM209 191H210V190H209ZM7 192H9V196L12 197V195L10 194V191H7ZM16 192H17V191H16ZM79 192H78V194H79ZM122 192H123V191H122ZM126 192H127V191H126ZM159 192H160V191H159ZM183 192H184V191H183ZM185 192H187V191H185ZM19 193H20V192H19ZM25 193H27V192H25ZM69 193H70V192H69ZM75 193H76V192H75ZM100 193H101V194H100ZM173 193H174V192H173ZM214 193H215V192H214ZM21 194H22V193H21ZM87 194H88V193H87ZM89 194H90V193H89ZM107 194H109V193H107ZM141 194H143V193L141 192ZM141 194H140V195H141ZM153 194H154V193H153ZM181 194H182V193H181ZM184 194H186V193H184ZM187 194H188V192H187ZM208 194H209V192H208ZM4 195H5V194H4ZM22 195H23V194H22ZM83 195H84V194H83ZM91 195H92V194H91ZM91 195H89V196H91ZM113 195H114V194H113ZM113 195H112V196H113ZM137 195L139 196V194L136 193V195H134L133 198L130 197V198H132V200L130 199V200H131V203H130L131 205H129V206H130V207H129L130 210H129V209H126V207H125V209H126V210H125L126 213H127V212H130V211H131V208L133 209V212H134V211H135V213H136V211L138 212V210L136 209V208H138V205H136V203L139 202V201H141V200H139V197H138ZM160 195H161V194H160ZM163 195H164V194H163ZM176 195H177V194H176ZM192 195H193V194H192ZM0 196H1V195H0ZM72 196L74 197L73 193H72ZM78 196H79V195H78ZM84 196H85V195H84ZM105 196H107V195H105ZM108 196H109V195H108ZM110 196H111V195H110ZM110 196H109V200H110ZM171 196H172V195H171ZM179 196H181V195L179 194ZM179 196H178V197H179ZM187 196H188V195H187ZM204 196H205V195H204ZM3 197H4V196H3ZM13 197H14V196H13ZM76 197H77V196H76ZM76 197H75V200H76ZM79 197L81 198V196H79ZM102 197H103V196H102ZM114 197L116 198V196H114ZM149 197H150V196H149ZM163 197H164V196H163ZM167 197H168V196H167ZM172 197H173V196H172ZM185 197H186V195H185ZM185 197H184V199H185ZM6 198H7V196H6ZM14 198H15V197H14ZM82 198H83V197H82ZM88 198H90V197H88ZM97 198L94 199V200H96V201H95V204H94V207H95V205H96V203H97V200H98ZM100 198H99V200H100ZM104 198H105V197H104ZM104 198H103V199H104ZM176 198H177V197H176ZM192 198H193V197H192ZM243 198H244V197H243ZM245 198H246V196H245ZM4 199H5V198H4ZM72 199H73V198H72ZM92 199H93V198H92ZM116 199H119V198H116ZM116 199H112V200H115V201H112V200H110V201H112L113 203H115V202H116V203H119V202H117ZM123 199H124V198H123ZM179 199H181V198H179ZM179 199H178V201H179ZM184 199H183V201H184ZM230 199H231V198H230ZM234 199H235V198H234ZM234 199H233V200H230V201H234ZM10 200H11V199H10ZM16 200H17V199H16ZM75 200H74V201H75ZM77 200H78V199H77ZM80 200H82V199H80ZM101 200H102V198H101ZM101 200H100V201H101ZM104 200H105V199H104ZM104 200H103V201H104ZM109 200H108L109 203H108L107 201H105V202L108 203V205H110V201H109ZM130 200H129V201H130ZM138 200H139V201H138ZM173 200H174V199H173ZM1 201H2V200H1ZM5 201H6V199H5ZM13 201H14V200H13ZM71 201H72V200H71ZM166 201H167V200H166ZM207 201H208V200H207ZM216 201H217V200H216ZM240 201H241V200H240ZM249 201H250V200H249ZM249 201H248V202H249ZM77 202H78V201H77ZM79 202H80V201H79ZM92 202H93V201H92ZM98 202H99V201H98ZM153 202H154V201H153ZM163 202H164V201H163ZM175 202H176V201H175ZM175 202H174V203H175ZM208 202H209V201H208ZM213 202H214V201H213ZM234 202H235V201H234ZM254 202H255V201H254ZM256 202H257V201H256ZM2 203H3V202H2ZM99 203H101V202H99ZM103 203H104V202H103ZM103 203H101V204H103ZM107 203H106V204H107ZM113 203H111V205H110L111 207H112V204H113ZM126 203H127V202H126ZM161 203H162V202H161ZM165 203H166V202H165ZM179 203H180V202H179ZM181 203H182V202H181ZM181 203H180V204H181ZM231 203H232V202H231ZM242 203H243V202H242ZM242 203H241V204H242ZM244 203H245V202H244ZM73 204H74V202H73ZM75 204H76V203H75ZM88 204H89V205H88ZM88 204H87V206H90V207H91L90 202H89ZM101 204H99V205H101ZM104 204H105V203H104ZM120 204H121V203H120ZM139 204H140V203H139ZM143 204H144V203H143ZM145 204H146V202H145ZM168 204H169V203H168ZM97 205H98V204H97ZM97 205H96V206H97ZM108 205L105 206V207L108 208ZM116 205H118V204H115V206H116ZM124 205H126V204H124ZM153 205H154V203H153ZM158 205H159V204H158ZM166 205H167V204H166ZM246 205H247V204H246ZM0 206H1V205H0ZM17 206H18V205H17ZM76 206H77V204H76ZM80 206H81V205H80ZM80 206H78V207H79V209H81V211H82V208H85V204H83L84 207L81 206L82 208H81ZM118 206H120V205H118ZM122 206H123V205H122ZM126 206L128 207V205H126ZM136 206H137V207H136ZM139 206H140V205H139ZM176 206H177V205H176ZM201 206H202V205H201ZM207 206H208V205H207ZM100 207L103 208L104 205H103V206H100ZM141 207H142V206H141ZM143 207H144V206H143ZM163 207H164V206H163ZM220 207H221V206H220ZM230 207H231V206H230ZM246 207H247V206H246ZM258 207H259V205H258ZM11 208H12V207H11ZM71 208H72V207H71ZM88 208H89V207H88ZM91 208H93V207H91ZM101 208H100V210H102ZM107 208H106V209H107ZM159 208H160V207H159ZM166 208H167V207H166ZM221 208H223V207H221ZM224 208H225V207H224ZM228 208H229V206H228ZM228 208H227V209H228ZM242 208H243V207H242ZM261 208H262V207H261ZM1 209H2V208H1ZM9 209H10V208H9ZM13 209H14V208H13ZM76 209H78V208H76ZM86 209H87V208H86ZM86 209H84V210H86ZM96 209H99V207H97ZM106 209H103V210H106ZM108 209H109V208H108ZM108 209H107V210H108ZM110 209H111V208H110ZM110 209H109V211H110ZM113 209L117 210V208H115V207H114ZM113 209H111V211H112ZM118 209H119V208H118ZM120 209H121V207H120ZM156 209H157V208H156ZM168 209H169V208H168ZM176 209H177V208H176ZM193 209H194V208H193ZM16 210H18V209L16 208ZM72 210H73V209H72ZM72 210H71V211H72ZM90 210H91V209H90ZM92 210H93V209H92ZM92 210H91V211H92ZM94 210H95V209H94ZM123 210H124V209H123ZM139 210H141V212L143 211L142 209H139ZM161 210H162V209H161ZM165 210H166V209H165ZM170 210H171V209H170ZM258 210L260 211L259 208H258ZM14 211H15V210H14ZM14 211H12V212H14ZM20 211H21V209H20ZM71 211H70V212H71ZM73 211H76V210H73ZM73 211H72V212H73ZM87 211H88V209H87ZM95 211H96V210H95ZM111 211H110V212H111ZM113 211H114V210H113ZM118 211H119V210H117V212H118ZM121 211H122V210H121ZM121 211H120V212H121ZM167 211H168V210H167ZM202 211L204 212V210H202ZM240 211H241V210H240ZM253 211L255 212V210H253ZM259 211H257V212L259 213ZM1 212H2V211H1ZM10 212H11V211H10ZM72 212H71V216H72V214H73ZM83 212H84V211H82V213H83ZM85 212H86V211H85ZM106 212H107V211H106ZM122 212H123V211H122ZM141 212H140V213H141ZM143 212H144V211H143ZM143 212H142V213H143ZM151 212H152V211H151ZM184 212H185V211H184ZM198 212H200V208H199V211H198ZM249 212H250V211H249ZM261 212H263V211H261ZM3 213H4V212H3ZM15 213H17V211H16ZM78 213H80V211H78ZM78 213H77V214H78ZM88 213H90V212H88ZM111 213H112V212H111ZM126 213L124 212V215H125ZM130 213H131V212H130ZM140 213H139L138 215H140ZM169 213H170V212H169ZM179 213H180V212H179ZM186 213H187V212H186ZM234 213H235V212H234ZM244 213H245V211H244ZM244 213H243V214H244ZM246 213H248V212H246ZM258 213H257V215H258ZM10 214H11V213H10ZM20 214H22V213H20ZM20 214H19V215H20ZM69 214H70V213H69ZM74 214H75V213H74ZM74 214H73V215H74ZM80 214H81V213H80ZM80 214H79V215H80ZM83 214H84V213H83ZM85 214H86V213H85ZM93 214H94V212H93ZM96 214H97V213H96ZM99 214H101V212H99ZM102 214L105 215L104 212H103ZM131 214H132V213H131ZM198 214H200V213H198ZM253 214H254V213H252L251 215H253ZM255 214H256V212H255ZM259 214H261V213H259ZM22 215H23V214H22ZM81 215H82V214H81ZM89 215H90V214H89ZM89 215H88V217H89ZM91 215H92V214H91ZM97 215H98V214H97ZM106 215H107V213H106ZM106 215H105V216H106ZM108 215H110V213H108ZM114 215H115V213H114ZM118 215H120V214H118ZM122 215H123V214H122ZM126 215H127V214H126ZM138 215H134L133 217H136V216H138ZM152 215H153V214H152ZM161 215H162V214H161ZM170 215H171V214H170ZM200 215H201V214H200ZM232 215H233V214H232ZM249 215H250V214H249ZM257 215H256V216H257ZM77 216H78V215H77ZM77 216H75V217L77 218ZM84 216L86 217V215H84ZM92 216H93V215H92ZM94 216H95V215H94ZM148 216H149V215H148ZM158 216H160V215H158ZM194 216H195V213H194ZM239 216H240V215H239ZM239 216H238V218H239ZM247 216H248V214H247ZM12 217H14V215H12ZM15 217H16V216H15ZM18 217H20V216H18ZM22 217H23V216H21L20 218H22ZM25 217H26V216H25ZM54 217H55V216H54ZM67 217H68V214H67ZM75 217H74V218H75ZM81 217H82V216H81ZM81 217H80L79 219H81ZM88 217H87V219H88ZM90 217H91V216H90ZM101 217H102V216H101ZM118 217H119V216H118ZM127 217H130V215H128ZM191 217H192V214H191ZM197 217H198V216H197ZM199 217H200V216H199ZM205 217H206V216H205ZM243 217H244V215H243ZM248 217H250V216H248ZM251 217H252V216H251ZM251 217H250V219H251ZM71 218H72V217H71ZM74 218H73V219H74ZM96 218H97V216L95 217V219H94V217H92V220H94V221H92V220H90V219H89V221H88V220H86V221H88V222H90V221H91V222H95ZM102 218H103V217H102ZM102 218H101V219H102ZM130 218H131V217H130ZM138 218H139V216H138ZM145 218H146V217H145ZM154 218H155V216H154ZM157 218H159V217H157ZM161 218H163V217H161ZM13 219H14V218H13ZM17 219H18V218H17ZM23 219H24V218H23ZM54 219H55V218H54ZM65 219H66V218H65ZM67 219H68V218H67ZM67 219H66V223H65V225H66V224L68 225V223H67ZM73 219H72V220H73ZM97 219H99V218H97ZM128 219H129V218H128ZM132 219H133V218H132ZM132 219H129V220H130V221H133ZM135 219H137V217H136ZM150 219H153V218L151 217ZM241 219H242V218H241ZM244 219H245V218H244ZM248 219H249V218H248ZM31 220H32V218H31ZM62 220H63V219H62ZM72 220H70L71 223L74 222V221H72ZM77 220H78V219H77ZM77 220L75 219V222H76ZM84 220H85V218H84ZM84 220H82V222H84ZM99 220H100V219H99ZM137 220H138V219H137ZM137 220H136V221H137ZM140 220H141V222H142V218H141ZM146 220H147V219H146ZM23 221H24V220H23ZM23 221H22V223H23V224H26V222H27L26 219H25L24 222H23ZM64 221H65V220H63V222H64ZM68 221H69V220H68ZM79 221H81V220H79ZM86 221H85V223H86ZM100 221H101V222H104L105 220H104V221H103V220H100ZM117 221H118V220H117ZM120 221L122 222V220H120ZM120 221H119L118 223H120ZM130 221H128V222H130ZM152 221H157V220H151V222H152ZM163 221H164V220H163ZM249 221H250V220H248L247 222H249ZM6 222H7V221H6ZM31 222H32V221H30V223H31ZM63 222H62V224H63ZM75 222H74V223H75ZM88 222H87V223H88ZM91 222H90V223H91ZM151 222H149V223H151ZM157 222H158V221H157ZM157 222H156V224H155V223H154V224L157 225ZM161 222H162V221H161ZM161 222H160V224H161ZM213 222H214V221H213ZM238 222H239V220H238ZM252 222H253V221H252ZM0 223H2V220H1ZM3 223H5V222L3 221ZM3 223H2V224H3ZM28 223H29V220H28ZM37 223H39V222L37 221ZM71 223H70V224H71ZM79 223H80V222H79ZM79 223H78V224H79ZM126 223H127V222H126ZM131 223H132V222H131ZM133 223L135 224L134 221H133ZM133 223H132V225H133ZM137 223H138V221H137ZM146 223H147V222H145V224H146ZM152 223H153V222H152ZM163 223H164V222H163ZM177 223H178V222H177ZM177 223H176V224H177ZM2 224H1V226H2ZM14 224H15V223H14ZM16 224H17V223H16ZM19 224H20V223H19ZM31 224H33V223H31ZM31 224H29L30 227L32 226ZM56 224H57V223H56ZM59 224H60V223H59ZM80 224H81V223H80ZM83 224H84V223H83ZM94 224L96 225L97 223H94ZM99 224H100V223H99ZM109 224H110V223H109ZM109 224H108V227H107V231H108V228H109ZM121 224H125V222H124V223H121ZM145 224H144V225H145ZM178 224H179V223H178ZM178 224H177V225H178ZM5 225H6V224H5ZM7 225H8V224H7ZM26 225H28V224H26ZM53 225H55V224H52V226H53ZM74 225H77V224L75 223ZM84 225H86V224H84ZM95 225H94V226H95ZM100 225H101V224H100ZM114 225H116V223H115ZM117 225H118L119 227L121 226V225H119V224H117ZM125 225H126V224H125ZM128 225H131V224H128ZM138 225H139V224H138ZM138 225H137V226H138ZM152 225H153V224H152ZM3 226H4V224H3ZM37 226H38V225H37ZM40 226H41V225H40ZM50 226H51V225H50ZM52 226H51V227H52ZM60 226L62 227L61 224H60ZM90 226H91V225H90ZM98 226H99V225H98ZM104 226H106V225H103V228H104ZM118 226H116V227H118ZM133 226H134V225H133ZM150 226H151V225H150ZM153 226H154V225H153ZM171 226H172V225H171ZM175 226H176V225H175ZM5 227H6V226H5ZM5 227H2V228H5ZM22 227H26V226L23 225V226H21V228H22ZM27 227H29V226H27ZM27 227H26V228H27ZM35 227H36V226H35ZM38 227H39V226H38ZM42 227H43V226H42ZM42 227H41V228H42ZM61 227H57V230H60L59 228H61ZM63 227H66V228H67V226H64V225H63ZM68 227H69V226H68ZM70 227H71V225H70ZM74 227H75V226H74ZM78 227H79V226H78ZM81 227H82V226H80V228H81ZM83 227H84V229H82V230H84V231H81L79 228H78L79 230H77V231H78V232L81 231V232H83V234H85L84 232H85L86 228H85V226H83ZM86 227H87V226H86ZM88 227H89V226H88ZM121 227H122V229H123L124 226H121ZM121 227H120V228H121ZM126 227H127V225H126ZM177 227H178V226H177ZM2 228H1V229H2ZM18 228H19V227H18ZM36 228H37V227H36ZM43 228H44V227H43ZM46 228H47V226H46ZM66 228H65V229H66ZM76 228H77V227H76ZM103 228H102V230L105 229V228H104V229H103ZM111 228H114V226L111 227ZM145 228H146V227H145ZM174 228H175V227H174ZM6 229H7V228H6ZM6 229H5V231H8V230H6ZM19 229H20V228H19ZM22 229H23V228H22ZM28 229H31V228H28ZM33 229H34V228H33ZM44 229H45V228H44ZM49 229H51V228L48 227V230H49ZM52 229H53V227H52ZM62 229H63V228H62ZM62 229H61V230H62ZM65 229H64V230H65ZM74 229H75V228H74ZM87 229H88V228H87ZM90 229H92V227H91ZM90 229H88V233H89V234H90V232H91V231L89 232ZM98 229H99V228H98ZM114 229H115V228H114ZM116 229H118V228H116ZM124 229H125V228H124ZM140 229H142V228H140ZM148 229H149V228H148ZM150 229H152V227H151ZM153 229H154V227H153ZM170 229L173 230L172 228H170ZM10 230H11V229H10ZM15 230H16V229H15ZM31 230H32V229H31ZM31 230H30V231H31ZM36 230H38V229H36ZM53 230L55 231V229H53ZM53 230H52V231H53ZM67 230H68V228H67ZM70 230H72V228H71ZM75 230H76V229H75ZM93 230H94V227H93ZM93 230H92V231H93ZM176 230H177V228H176ZM2 231H3V230H2ZM5 231H4V232H5ZM17 231H18V230H17ZM20 231H21V230H20ZM20 231H19V232H20ZM24 231H25V230H24ZM32 231H33V230H32ZM34 231H35V230H34ZM34 231H33L32 233H34ZM49 231H51V230H49ZM62 231H63V230H62ZM72 231H73V233L76 232V231H74V230H72ZM105 231H106V230H105ZM133 231H134V230H133ZM140 231H141V230H140ZM152 231H153V230H152ZM152 231H151V232H152ZM154 231H155V229H154ZM246 231H247V230H246ZM13 232H14V231H13ZM21 232H23V231H21ZM38 232H39V230H38ZM45 232H46V231H45ZM45 232L42 231V233L46 234ZM63 232H64V231H63ZM63 232H62V233H63ZM95 232H96V231H95ZM100 232H101V231H100ZM103 232H104V231H103ZM115 232H116V231H115ZM121 232H122V231H121ZM144 232H146V231H144ZM173 232H174V231H173ZM175 232H176V231H175ZM30 233H31V232H30ZM39 233H40V232H39ZM39 233H38V235H39ZM42 233H41V234H42ZM56 233L58 234V233H60V232H55V234H56ZM66 233H67V231L65 232V234H66ZM88 233H87V235H85V236H88V235H89ZM93 233H94V232H93ZM104 233H105V232H104ZM112 233H114V231H112ZM179 233H180V232H179ZM0 234H1V231H0ZM2 234H3V233H2ZM2 234H1V235H2ZM34 234H35V233H34ZM48 234H49V233H48ZM48 234H47V237H48ZM51 234H52V233H50V235H51ZM68 234H70V233H68ZM68 234H67V235H68ZM71 234H72V233H71ZM77 234H78V233H77ZM95 234L97 235V232H96ZM95 234H93V235H95ZM106 234H107V233H106ZM146 234H148V233H146ZM152 234H153V233H152ZM172 234H174V233H172ZM19 235H21V234L19 233ZM22 235H23V234H22ZM32 235H33V234H32ZM58 235H59V234H58ZM63 235H64V233H63ZM93 235H92V236H93ZM102 235H103V234H102ZM109 235L113 236V235L110 234V233H109ZM122 235H123V234H122ZM129 235H130V234H129ZM154 235H155V234H154ZM167 235H168V231H167ZM169 235H171V234H169ZM169 235H168V236H169ZM11 236H12V235H11ZM17 236H18V235H17ZM35 236L37 237V233L35 234ZM42 236H43V235H42ZM64 236H65V235H64ZM72 236H73V235H72ZM74 236H75V235H74ZM74 236H73V237H74ZM77 236H78V235H77ZM77 236H76V238H77ZM107 236H108V235H107ZM115 236H116V235H115ZM118 236H120L119 232H118ZM118 236H117V237H118ZM144 236H146V235H144ZM150 236H153V235H150ZM164 236H165V235H164ZM168 236H167V237H168ZM255 236H256V235H255ZM38 237H40V236H38ZM45 237H46V236H45ZM45 237H44V238H45ZM47 237H46V238H47ZM51 237H54V233H53V236H51ZM55 237H56V236H55ZM55 237H54V238H55ZM59 237H60V236H59ZM61 237H62V240H63V236H62V235H61ZM65 237H66V236H65ZM65 237H64V239H65ZM83 237H84V236H83ZM95 237H96V236H95ZM95 237H94V238H95ZM117 237H116V238H117ZM167 237H166V238H167ZM174 237H175V235L173 236V238H174ZM247 237H249V236L247 235ZM18 238H19V237H18ZM34 238H35V237H34ZM46 238H45V239H46ZM68 238H70V236H69ZM88 238H90V237H87V239H88ZM91 238H92V237H91ZM94 238H93V240H94ZM108 238H110V237H108ZM138 238H139V237H138ZM145 238H147V237H145ZM250 238H251V237H250ZM48 239H49V238H48ZM52 239H53V238H52ZM52 239H51V241H52ZM56 239H57V237H56ZM72 239L74 240V238H72ZM110 239H111V238H110ZM112 239H115V238H112ZM124 239H125V238H124ZM147 239H148V238H147ZM152 239H153V238H152ZM152 239H151V240H152ZM167 239H168V238H167ZM171 239H172V238H171ZM252 239H253V238H252ZM252 239H251L250 242H252L253 240H255V239H253V240H252ZM0 240H1V239H0ZM3 240H4V239H3ZM3 240H2V241H3ZM6 240H7V239H6ZM8 240H9V239H8ZM15 240H16V239H15ZM23 240H24V239H23ZM41 240H42V239H41ZM49 240H50V239H49ZM59 240H61V238H60ZM62 240H61V241H62ZM68 240L71 241L70 239H68ZM89 240H90V239H88V241H89ZM91 240H92V239H91ZM91 240H90V241H91ZM96 240H97V239H96ZM151 240H150V244H152ZM243 240H244V237H243ZM245 240H246V239H245ZM245 240H244V241H245ZM257 240H258V239H257ZM28 241H29V240H28ZM37 241H38V240H37ZM55 241H56V240H55ZM63 241H64V240H63ZM63 241H62V243L65 244ZM65 241H67V237H66V240H65ZM75 241H76V243H78L80 240L78 239V240H75ZM75 241H74V242H75ZM82 241H83V240H81V242H82ZM90 241H89V242H90ZM117 241H118V238H117ZM138 241H139V240H138ZM246 241H247V240H246ZM22 242H23V241H22ZM59 242H60V241H59ZM71 242H72V241H71ZM81 242H80V243H81ZM98 242H99V241H98ZM107 242H108V241H107ZM113 242H114V241H113ZM125 242H126V241H125ZM129 242H130V241H129ZM134 242H135V241H134ZM144 242H146V239L144 240ZM158 242H159V241H158ZM201 242H202V241H201ZM247 242H248V241H247ZM250 242H248V243H250ZM253 242H254V241H253ZM16 243H17V242H16ZM43 243H44V242H43ZM68 243H69V242H68ZM68 243H67V244H68ZM80 243H78V244H80ZM83 243H85V242H83ZM86 243H87V241H86ZM90 243H91V242H90ZM92 243H93V242H92ZM94 243H95V242H94ZM94 243H93V245H95ZM131 243H132V242H131ZM131 243H130V244H131ZM141 243H142V242H141ZM147 243H148V242H147ZM155 243L157 244V242H155ZM248 243H246V244H248ZM257 243H258V241L256 242V244H257ZM4 244H5V243H4ZM4 244H3V245H4ZM38 244H39V243H38ZM49 244H50V243H49ZM59 244H61V243H59ZM63 244H61V245H63ZM71 244H73V242H72ZM88 244H89V243H88ZM118 244H119V243H118ZM156 244H155V246H156ZM158 244H159V243H158ZM158 244H157V245H158ZM253 244H254V243H253ZM19 245H20V243H19ZM56 245L58 246V242H57ZM69 245H70V244H69ZM73 245H74V244H73ZM81 245H83V244L81 243ZM159 245H160V244H159ZM202 245H203V244H202ZM210 245H211V243H210ZM250 245H252V244L250 243ZM250 245H249V246H250ZM15 246H16V245H15ZM59 246H60V245H59ZM66 246H68V245H66ZM70 246H71V245H70ZM76 246H77L76 249H79V248H78V245H76ZM76 246H73V247L75 248ZM85 246H86V244H85ZM91 246H92V244H91ZM152 246H153V244H152ZM155 246H154V247H155ZM160 246H161V245H160ZM177 246H178V245H177ZM208 246H209V245H208ZM211 246H212V245H211ZM8 247H9V246H8ZM16 247H17V246H16ZM19 247H20V246H19ZM47 247H48V246H47ZM62 247H63V246H62ZM62 247H61V248H62ZM73 247H72V248H73ZM88 247H89V246H88ZM88 247H86V248H88ZM94 247H95V246H94ZM121 247H122V246H121ZM123 247H124V245H123ZM175 247H176V245L174 246V248H175ZM179 247H180V246H179ZM4 248H5V247H4ZM6 248H7V247H6ZM14 248H15V247H14ZM51 248H52V247H51ZM61 248H58V249L61 250ZM67 248H68V247H65V249L63 248V250H67ZM80 248H81L82 250H84L82 246H81ZM90 248H91V247H89V250H88V251H90ZM92 248H93V247H92ZM92 248H91V249H92ZM97 248H98V247H97ZM97 248H96V249H97ZM99 248H102V247H99ZM104 248H105V247H104ZM104 248H103V249H104ZM157 248H158V247H157ZM174 248H173V249H174ZM15 249H16V248H15ZM54 249H55V248H53L52 250H54ZM58 249H57V250H58ZM68 249H69V248H68ZM81 249H79V250H81ZM163 249H165V248L163 247ZM177 249H178V248H177ZM177 249H176V250H177ZM209 249H210V248H209ZM212 249H213V248H212ZM219 249H220V247H219ZM234 249H235V248H234ZM255 249H256V248H255ZM13 250H14V249H13ZM27 250H28V249H27ZM48 250H49V254H51V253H52V252H51V249H48ZM69 250H71V248H70ZM82 250H81V252H85V251H82ZM85 250H86V249H85ZM98 250H99V249H98ZM168 250H169V249H168ZM174 250H175V249H174ZM178 250H180V248H179ZM206 250H207V249H206ZM223 250H224V249H223ZM67 251H68V250H67ZM71 251H72V250H71ZM155 251H156V249H155ZM155 251H154V254H155ZM160 251H162V250H160ZM256 251H257V250H256ZM15 252H16V251H15ZM15 252H14V253H15ZM50 252H51V253H50ZM54 252H55V251H54ZM78 252H79V251L77 250L76 252L73 253L74 258H75L76 260L80 259L81 261H83V257L80 256V254H79ZM81 252H80V253H81ZM91 252H92V250H91ZM167 252H168V251H166V254H170V253H167ZM172 252H175V251L172 250ZM172 252H171V253H172ZM178 252H180V251H178ZM19 253H20V252H19ZM57 253H58V252H56V254H57ZM85 253H87V251H86ZM92 253H93V252H92ZM92 253H90L89 255H91ZM99 253H100V252H99ZM101 253H102V251H101ZM206 253H207V252H206ZM220 253H221V252H220ZM3 254H4V253H3ZM8 254H9V253H8ZM16 254H17V253H16ZM16 254H15V255H16ZM21 254H22V253H21ZM95 254H96V253H95ZM105 254H106V253H105ZM108 254H109V253H108ZM157 254H159V253H157ZM174 254H175V253H174ZM178 254H179V253H178ZM178 254H177V255H178ZM230 254H231V252H230ZM18 255H19V254H18ZM53 255H54V253H53ZM83 255H84V254H83ZM85 255H87V254H85ZM85 255H84V256H85ZM162 255H163V254H162ZM170 255L172 256V254H170ZM179 255H180V254H179ZM209 255H210V254H209ZM219 255H220V254H219ZM2 256H3V255H2ZM58 256H59V255H58ZM73 256H72V257H73ZM173 256H174V255H173ZM173 256H172V257H173ZM182 256H184V255H182ZM233 256H234V255H233ZM85 257L87 258L88 255L85 256ZM164 257H165V256H164ZM179 257H181V256H179ZM207 257H208V256H207ZM224 257H225V256H224ZM236 257H237V256H236ZM262 257H263V256H262ZM56 258H57V257H56ZM74 258H73V259H74ZM88 258H89V257H88ZM117 258H118V257H117ZM169 258H170V257H169ZM181 258H182V257H181ZM226 258H227V257H226ZM226 258H225V259H226ZM263 258H264V257H263ZM84 259H85V258H84ZM113 259H114V258H113ZM172 259H173V258H172ZM175 259H176V258H175ZM177 259H178V258H177ZM177 259H176V260H177ZM208 259H209V258H208ZM208 259H207V260H208ZM215 259H216V258H215ZM40 260H43V259H40ZM40 260H39V261H40ZM47 260H48V259H47ZM50 260H51V259H50ZM54 260H55V259H54ZM80 260H79V261H80ZM207 260H206V261H207ZM23 261H24V260H23ZM51 261H52V260H51ZM55 261H56V260H55ZM88 261H89V260H88ZM263 261H264V260H263ZM41 262H42V261H41ZM44 262H45V261H44ZM170 262H171V261H170ZM172 262H174V261L172 260ZM175 262H177V261H175ZM214 262H215V261H214ZM17 263H18V262H17ZM19 263H20V262H19ZM30 263H31V262H30ZM38 263H39V262H38ZM45 263H46V262H45ZM81 263H82V262H81ZM102 263H103V262H102ZM102 263H101V264H102ZM154 263H155V260L152 261V264H154ZM225 263H226V262H225ZM41 264H43V263H41ZM46 264H47V263H46ZM52 264H54V263H52ZM173 264H174V263H173ZM263 264H264V263H263Z\"/></svg>",
    "mask_w": 264,
    "mask_h": 264
},
{
    "label": "crops",
    "instance_id": "0c3cea01",
    "mask_svg": "<svg viewBox=\"0 0 264 264\" xmlns=\"http://www.w3.org/2000/svg\"><path fill=\"white\" fill-rule=\"evenodd\" d=\"M256 135H258V131H255Z\"/></svg>",
    "mask_w": 264,
    "mask_h": 264
}]
</instances>
